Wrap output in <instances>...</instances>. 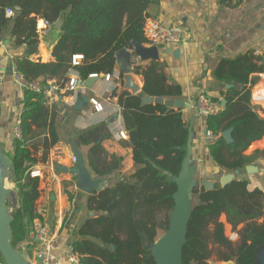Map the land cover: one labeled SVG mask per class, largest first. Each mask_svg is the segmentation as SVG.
<instances>
[{
  "label": "trees",
  "instance_id": "16d2710c",
  "mask_svg": "<svg viewBox=\"0 0 264 264\" xmlns=\"http://www.w3.org/2000/svg\"><path fill=\"white\" fill-rule=\"evenodd\" d=\"M227 5L231 0H221ZM159 0H0V36L11 23V34L17 46L31 52L40 46L36 16L52 23L67 12L63 35L53 49L55 60L33 61L18 57L16 68L28 79L55 77L64 86L71 72L82 80L91 74H112L116 52L132 42L147 44L145 25L148 9ZM7 8H17V15L6 18ZM75 54L84 59L79 65L72 62ZM136 74L142 75L141 92L122 89L113 91L122 109L125 128L132 147L134 169L113 185H107L90 195L88 207L96 214L85 220L81 236L91 237L75 243L81 260L89 264H157L152 246L160 231H167L171 211L175 205L177 184L173 177L182 170L188 152L191 123L184 108H169L162 103L142 102V95L181 98L184 88L169 81L166 63L149 60L136 63ZM254 72H264L262 58L253 53L234 59H222L214 71L217 80L225 85L221 95L225 106L205 117V124L217 139L209 143L211 157L229 171L245 169L256 154L246 153L249 146L264 135V117L251 104L249 83ZM124 74H121L124 84ZM226 84H231L227 87ZM25 111L21 116L22 137L15 139L11 155L13 168L10 178L15 183L18 205L12 209V243L21 250L20 243L38 216L36 203L41 194L39 177L31 176V167L38 157L28 146L29 136L37 133L33 125L45 109L42 93L26 89ZM218 101L219 98H213ZM54 119L49 124L51 144L58 141ZM232 129V141L223 133ZM111 136L107 124L102 123L81 134L83 144L91 145L88 162L99 177L107 176L122 167V157L109 154L102 142ZM48 146L43 158H47ZM238 231L234 242L225 234L220 217ZM260 221V219H262ZM244 225L238 229V226ZM264 249V190L251 189L246 179H235L226 186L193 191L192 213L188 224L187 242L183 249L184 264H208L213 256L220 261L236 264H260L258 254ZM82 256H86L82 259ZM0 258L3 257L0 255ZM84 258V257H83ZM6 263V261L3 259Z\"/></svg>",
  "mask_w": 264,
  "mask_h": 264
},
{
  "label": "crops",
  "instance_id": "0c3cea01",
  "mask_svg": "<svg viewBox=\"0 0 264 264\" xmlns=\"http://www.w3.org/2000/svg\"><path fill=\"white\" fill-rule=\"evenodd\" d=\"M231 3L227 5L221 0H159L157 4L149 6L147 21L158 20L166 25H181L190 34L187 42L159 47L160 50H170L173 47L177 51V53L163 51L159 60L166 63L169 81L182 85L183 97L187 101L193 103L201 94L211 99L219 98V101L224 98L221 93L225 85L217 80L214 74L222 59H234L240 55L253 53L264 62V0H231ZM17 13L18 11L13 16L5 13V17L13 19ZM42 19L45 18L36 16L40 46L33 52L28 47L16 45L15 37L11 34L12 21L8 27L9 30L0 36V142L5 151L11 155L15 150L14 128L25 111L26 105L25 91L13 81V70L17 59L28 57L33 61L43 62L55 60L53 53H48L41 42L44 35L39 31L40 26L43 25ZM146 45L149 46L148 43ZM147 61L149 60L143 62ZM73 73L78 75L76 71L71 72ZM122 73L117 63L110 79H106L107 74H98L91 86L85 85L84 80L78 75L84 84L79 93L64 94L54 106L45 104L44 112L38 119L39 126L33 125V131L37 134L33 137L29 136L28 146L38 157V161L31 170L41 172L39 176L41 194L37 200L36 209L37 213L46 217L53 229L60 234L62 247L56 252L61 261L60 264H89L83 260L79 263L67 261V246L81 242L83 239L100 243L99 240L91 237L81 236V226L85 220L96 214L88 207L92 194L76 187V174L59 168L73 167L75 165L73 156L76 155L77 150L83 153L89 166L88 152L91 145L82 143L81 134L106 123L111 136L102 144L109 154L122 157V167L119 170L101 177L107 182L103 188L113 185L134 169L129 137L123 139L119 136L121 130H127L118 97L113 96L115 89L132 91L127 86L125 74L124 84H122ZM260 73L262 72L252 73L250 79L255 78L257 83ZM132 78L136 85L143 88L142 75L134 74ZM38 80L56 81V78L41 76ZM248 86L251 89L252 84L249 83ZM82 94L88 96L89 101L82 104L81 109H77L76 104L81 101ZM92 98L102 103L103 110L96 111L91 103ZM258 113L264 117V114ZM184 114L191 123L193 131L191 161L196 165L197 172L202 175L201 180L207 178L218 182L230 171L219 166L210 155L205 118L196 113L193 108H184ZM52 119H54L58 135V141L55 144H51L52 137L49 132ZM47 146V158L44 159V149ZM246 153L256 154L251 163L256 168L251 172L242 169L243 172L237 178L248 180L251 189L264 190V135L261 139L254 141ZM90 170L95 177H99L91 168ZM14 187L15 191V183ZM222 216L225 218V223L231 227V240L238 241V231L233 229L225 214ZM262 220L263 218L260 219ZM243 225L244 223H241L238 229ZM160 237L159 234L158 239ZM85 257L82 256V259Z\"/></svg>",
  "mask_w": 264,
  "mask_h": 264
},
{
  "label": "water",
  "instance_id": "95a60500",
  "mask_svg": "<svg viewBox=\"0 0 264 264\" xmlns=\"http://www.w3.org/2000/svg\"><path fill=\"white\" fill-rule=\"evenodd\" d=\"M66 14L67 12H64L57 21L53 22L49 30L44 33L41 38V42L48 53H53L55 45L63 35L62 27L66 19ZM132 46V48L124 46L119 49L115 55L117 63L121 67V71L126 75L127 86L133 93H138L142 91V88L136 85L132 78V75L136 74L134 58L137 59V63H142L145 60H159L161 52L163 51H173L174 53H177V51L173 47H171L170 50H160L158 46H148L135 41L132 42ZM97 77L98 74L90 75L84 80V84L91 86ZM227 87H231V84H228ZM87 100L89 101V97L82 94L81 101L76 104V108L81 109L82 104L86 103ZM142 102L144 104L158 102L165 104L169 108H193L196 113L199 112L198 108L184 97L165 98L144 94L142 95ZM221 102L222 105L225 106L227 100L222 98ZM206 131H208V129H206ZM223 136L228 142L232 141V129L224 131ZM192 139L193 131L191 130L188 141V152L182 170L178 176L173 177L177 184V191L174 194L175 205L170 214L168 229L152 246V254L157 264H184L183 249L187 242V231L192 213L194 189L201 186L206 189H214L220 185L226 186L237 179L238 175L243 172L242 169L230 171L224 174L218 182H213L205 178L202 179L201 185H198L197 180H195L197 171L196 165L191 161ZM75 156L77 159L73 167L59 168L63 171H70L76 174V187L82 191L90 194L101 191L107 182L101 179V177H95L92 174L82 152L77 150ZM12 168L13 163L6 155V151L0 142V255L7 264H29V260L23 252L18 250L12 243V209L16 207L19 202L13 187L7 185V183H13L10 178ZM255 168L254 165L248 164L245 169L251 172L254 171ZM263 256L264 249L258 254L260 264H264ZM216 262V260L213 261V263ZM219 263L236 264L234 261H220Z\"/></svg>",
  "mask_w": 264,
  "mask_h": 264
},
{
  "label": "built area",
  "instance_id": "2783aa9c",
  "mask_svg": "<svg viewBox=\"0 0 264 264\" xmlns=\"http://www.w3.org/2000/svg\"><path fill=\"white\" fill-rule=\"evenodd\" d=\"M16 12L15 8H7L6 13L13 16ZM43 25L40 26V33H46L52 25V22L47 19H42ZM145 36L148 39L149 46L167 47L179 45L187 42L190 39V34L181 25H166L158 20H150L145 25ZM84 59L82 54H75L72 62L74 65H79ZM137 59L134 58V65ZM93 75V74H91ZM111 74L106 75V79H110ZM13 81L24 91L30 89L42 93L44 101L48 106H54L63 97L64 94L70 93L76 95L83 88V81L76 74H71L64 86H61L55 80H30L27 76L19 71L16 67L13 70ZM251 104L258 111L264 114V72L260 73V79L251 87ZM91 103L96 111L103 110V105L97 99L92 98ZM193 105L198 108L199 114L202 117H207L211 114L219 112L223 105L221 101H215L205 94L199 95ZM16 138L22 137L21 119L17 121L14 128ZM209 143L217 139L210 130L206 133ZM119 136L127 139L128 132L121 130ZM76 156H73V162H76ZM32 177L41 176L40 170H31ZM21 251L29 260V264H60V259L56 252L62 247L60 234L53 229L49 221L43 215L38 214L31 224L26 238L20 243ZM66 259L71 263H79L81 254H79L73 245H68L66 249ZM0 264H5L0 258Z\"/></svg>",
  "mask_w": 264,
  "mask_h": 264
},
{
  "label": "rangeland",
  "instance_id": "374dc122",
  "mask_svg": "<svg viewBox=\"0 0 264 264\" xmlns=\"http://www.w3.org/2000/svg\"><path fill=\"white\" fill-rule=\"evenodd\" d=\"M201 174H199L197 171H196V175H195V180H197V182H198V185H201ZM102 179V178H101ZM10 182V181H9ZM9 187H13V188H15L14 187V183H12V182H10L9 183ZM220 220L221 221H223L224 223H225V218L223 217V216H221L220 217ZM230 230H231V227L228 225V224H226L225 223V234H226V236H228L230 239H231V235H230ZM165 233V231H160V235L162 236L163 234ZM234 242H236V241H234ZM214 260H216L217 262L216 263H213V261ZM220 262V260H218L217 259V257H215V256H213L211 259H209L208 260V264H219V262ZM222 262H224V261H222Z\"/></svg>",
  "mask_w": 264,
  "mask_h": 264
},
{
  "label": "bare ground",
  "instance_id": "6f19581e",
  "mask_svg": "<svg viewBox=\"0 0 264 264\" xmlns=\"http://www.w3.org/2000/svg\"><path fill=\"white\" fill-rule=\"evenodd\" d=\"M7 185H9L8 183H7ZM220 264V263H219ZM223 264V263H222Z\"/></svg>",
  "mask_w": 264,
  "mask_h": 264
}]
</instances>
